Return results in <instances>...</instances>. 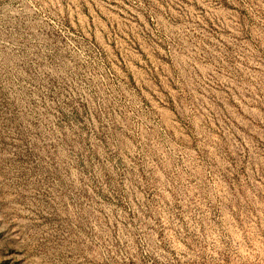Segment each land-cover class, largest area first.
<instances>
[{
    "label": "rangeland",
    "instance_id": "374dc122",
    "mask_svg": "<svg viewBox=\"0 0 264 264\" xmlns=\"http://www.w3.org/2000/svg\"><path fill=\"white\" fill-rule=\"evenodd\" d=\"M0 264H264V0H0Z\"/></svg>",
    "mask_w": 264,
    "mask_h": 264
}]
</instances>
